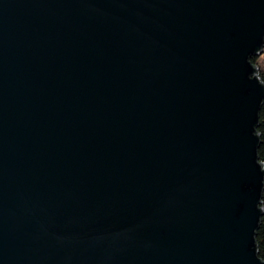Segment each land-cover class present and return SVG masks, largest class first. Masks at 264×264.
<instances>
[{"label":"water","instance_id":"95a60500","mask_svg":"<svg viewBox=\"0 0 264 264\" xmlns=\"http://www.w3.org/2000/svg\"><path fill=\"white\" fill-rule=\"evenodd\" d=\"M264 0H0V264H264Z\"/></svg>","mask_w":264,"mask_h":264},{"label":"trees","instance_id":"16d2710c","mask_svg":"<svg viewBox=\"0 0 264 264\" xmlns=\"http://www.w3.org/2000/svg\"><path fill=\"white\" fill-rule=\"evenodd\" d=\"M256 58L253 59V63H256ZM262 80L264 82V74L261 75ZM258 133L261 136V146L259 149V158L260 162L264 163V105L262 107L261 113H260V127L258 129ZM262 206L264 207V194L262 199ZM257 242L259 244V256L264 261V216L262 218L260 229L257 233Z\"/></svg>","mask_w":264,"mask_h":264},{"label":"rangeland","instance_id":"374dc122","mask_svg":"<svg viewBox=\"0 0 264 264\" xmlns=\"http://www.w3.org/2000/svg\"><path fill=\"white\" fill-rule=\"evenodd\" d=\"M255 61V65L261 68V75L264 74V53L260 57H257Z\"/></svg>","mask_w":264,"mask_h":264}]
</instances>
